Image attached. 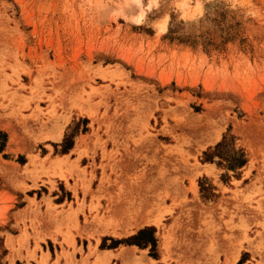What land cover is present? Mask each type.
<instances>
[{"label":"rangeland","instance_id":"374dc122","mask_svg":"<svg viewBox=\"0 0 264 264\" xmlns=\"http://www.w3.org/2000/svg\"><path fill=\"white\" fill-rule=\"evenodd\" d=\"M0 131V264H264V0H0Z\"/></svg>","mask_w":264,"mask_h":264},{"label":"bare ground","instance_id":"6f19581e","mask_svg":"<svg viewBox=\"0 0 264 264\" xmlns=\"http://www.w3.org/2000/svg\"><path fill=\"white\" fill-rule=\"evenodd\" d=\"M217 133H220L221 134V131L220 130H218V132ZM58 134H60V133H58ZM219 138V136H217V139ZM159 217V216H158ZM148 220L149 221H153V222H155L157 225H160L161 224V218H154V219H151V218H146V220H144V222H148ZM166 229V228H165ZM168 233V234H167ZM169 233L170 232H163L162 234H160L161 235V246H162V249L164 250V252H165V250H167V249H169ZM221 233V232H220ZM225 235V234H224ZM228 235V234H227ZM218 237H219V235H218ZM231 237V236H230ZM225 238V237H224ZM214 239V238H213ZM232 239V238H231ZM227 243V242H226ZM211 244V243H210ZM218 245V244H217ZM240 246H241V243L239 244L238 242L236 243V242H232V240L229 242V244H228V249L231 251V253H232V255H229V256H227L226 257V261L224 262V264H233L234 262H235V259L237 258V252L239 251V248H240ZM170 250V249H169ZM121 252H119V254H120ZM127 252H122L121 254H126ZM120 254V255H121ZM111 255V254H110ZM109 254H108V257L110 256ZM119 255V256H120ZM123 255V256H124ZM131 254H129V256H130ZM118 256V255H117ZM133 256H134V254H133ZM106 257V256H105ZM121 257V256H120ZM125 257V256H124ZM130 257H132V255L130 256ZM145 257V256H144ZM166 257V256H165ZM123 258V257H122ZM133 258V257H132ZM137 258H139V257H136V259ZM141 258V257H140ZM140 258L139 259H137V261L138 260H140ZM150 259H152L151 261H152V263H150V264H154L153 262H154V258H151L150 257ZM164 259V258H163ZM143 260V259H142ZM141 261V260H140ZM144 262H146V261H144ZM143 262V263H144Z\"/></svg>","mask_w":264,"mask_h":264},{"label":"snow or ice","instance_id":"6c2138e0","mask_svg":"<svg viewBox=\"0 0 264 264\" xmlns=\"http://www.w3.org/2000/svg\"><path fill=\"white\" fill-rule=\"evenodd\" d=\"M137 3H139V0H137ZM148 7L151 9L153 7H159V5H153L152 3L148 4ZM163 30V29H162ZM217 136H219V139H217ZM202 145H206L207 149L212 148L215 146L216 157H223L224 159H228V145L225 143V136L221 135L220 133L213 132L209 134L205 139L201 141ZM226 175V173H225Z\"/></svg>","mask_w":264,"mask_h":264},{"label":"trees","instance_id":"16d2710c","mask_svg":"<svg viewBox=\"0 0 264 264\" xmlns=\"http://www.w3.org/2000/svg\"><path fill=\"white\" fill-rule=\"evenodd\" d=\"M0 134H2V135H4L5 136V133L4 132H2V131H0ZM3 149V146H2V144H0V150H2ZM237 264H240V263H237Z\"/></svg>","mask_w":264,"mask_h":264},{"label":"crops","instance_id":"0c3cea01","mask_svg":"<svg viewBox=\"0 0 264 264\" xmlns=\"http://www.w3.org/2000/svg\"><path fill=\"white\" fill-rule=\"evenodd\" d=\"M76 143V142H75ZM207 149V148H206ZM205 164H208V165H210V166H212V165H216L214 162H205Z\"/></svg>","mask_w":264,"mask_h":264}]
</instances>
